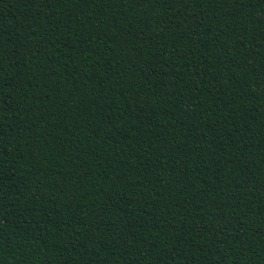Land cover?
<instances>
[{
	"label": "trees",
	"instance_id": "16d2710c",
	"mask_svg": "<svg viewBox=\"0 0 264 264\" xmlns=\"http://www.w3.org/2000/svg\"><path fill=\"white\" fill-rule=\"evenodd\" d=\"M0 264H264V0H0Z\"/></svg>",
	"mask_w": 264,
	"mask_h": 264
}]
</instances>
